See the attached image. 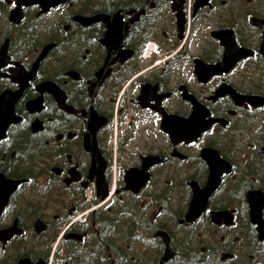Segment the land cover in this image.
Segmentation results:
<instances>
[{"label":"flooded vegetation","instance_id":"1","mask_svg":"<svg viewBox=\"0 0 264 264\" xmlns=\"http://www.w3.org/2000/svg\"><path fill=\"white\" fill-rule=\"evenodd\" d=\"M22 258L264 264V0H0V264Z\"/></svg>","mask_w":264,"mask_h":264},{"label":"water","instance_id":"2","mask_svg":"<svg viewBox=\"0 0 264 264\" xmlns=\"http://www.w3.org/2000/svg\"><path fill=\"white\" fill-rule=\"evenodd\" d=\"M187 217H189L188 214H187ZM26 262H27V258H22V259L19 261V264H25Z\"/></svg>","mask_w":264,"mask_h":264}]
</instances>
